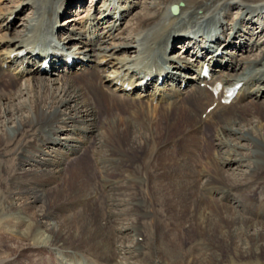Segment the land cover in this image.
Segmentation results:
<instances>
[{"label": "bare ground", "instance_id": "1", "mask_svg": "<svg viewBox=\"0 0 264 264\" xmlns=\"http://www.w3.org/2000/svg\"><path fill=\"white\" fill-rule=\"evenodd\" d=\"M135 4L90 0L60 26L82 0H0L4 264L264 261V39L242 27L262 18L264 0H149L121 27ZM175 41L192 57L174 53ZM61 44L80 62L20 71L22 51ZM208 47L228 60L211 90L194 73L182 88L179 70L191 72ZM152 66L171 83L157 97L115 83Z\"/></svg>", "mask_w": 264, "mask_h": 264}, {"label": "rangeland", "instance_id": "2", "mask_svg": "<svg viewBox=\"0 0 264 264\" xmlns=\"http://www.w3.org/2000/svg\"><path fill=\"white\" fill-rule=\"evenodd\" d=\"M89 1L90 0H83L82 2H84V7H86L87 6V4L89 3ZM133 1H135L136 2V4H135V7H132V9H130V11L127 13V15L125 16V18L122 20V22H121V27H125V25L127 24V23H130L131 21H132V19H133V17L135 16V14H137V13H142L143 12V10H141V9H143L141 6H143L146 2H148L149 0H133ZM140 2V3H139ZM140 4H143V5H140ZM141 8V9H140ZM73 10V9H72ZM71 10V11H72ZM82 10V9H81ZM79 11V12H82V11ZM163 11V10H162ZM229 11H230V14L232 15L231 17H235L236 16V14L238 13V12H240V9H238L236 6H233V7H231L230 9H229ZM23 13H24V15H25V13H26V10L24 11V12H21L19 15L21 16V17H24V15H23ZM18 15V17H15V18H13V21L15 22V24L18 22H21V20H22V18L20 17ZM69 14H67V15H63V16H61L59 19H58V23L60 24V26H64L65 24H67L66 22L67 21H65V20H63V19H65V18H67L66 16H68ZM254 17V20H256L257 18H256V16H253ZM261 17V16H260ZM258 18V20H257V23L256 24H252V23H250L251 21H249L248 20V22L249 23H246L245 25H243L242 27H243V30L244 29H247V26H250V27H252L251 28V32L253 31L254 33H255V35L256 34H259V38H262V39H264V31H262V32H260L259 30L261 29V24L259 25V22H261V19L263 20L262 21V23H264V13L262 14V18ZM21 18V19H20ZM129 21V22H128ZM64 31H65V29H64ZM225 31L226 32H229L228 31V29H225ZM254 35V36H255ZM244 40L245 41H247V39L250 37V35L249 34H246V35H244ZM182 42H179V41H176V42H174V44H173V46H174V49L172 50V51H174V53H177V52H179L180 54H182V55H184L183 53H181V50L182 49H180L181 47H182ZM172 46V47H173ZM259 50V49H258ZM176 51V52H175ZM245 51H242V52H238V56H242V55H244V54H249V53H244ZM252 53H257L258 51H257V49H253L252 51H251ZM240 53H241V55H240ZM66 136V134H63V133H60L59 134V137L60 138H62V137H65ZM2 213H4V211H3V203H0V218H1V215H2ZM251 216H252V212H251ZM258 219V218H257ZM0 245H2V243L0 242ZM0 264H4V249H1L0 248ZM249 264H251V263H249ZM252 264H264V261H260V262H257V263H252Z\"/></svg>", "mask_w": 264, "mask_h": 264}, {"label": "water", "instance_id": "3", "mask_svg": "<svg viewBox=\"0 0 264 264\" xmlns=\"http://www.w3.org/2000/svg\"><path fill=\"white\" fill-rule=\"evenodd\" d=\"M172 10H173V11H176V7H173Z\"/></svg>", "mask_w": 264, "mask_h": 264}]
</instances>
